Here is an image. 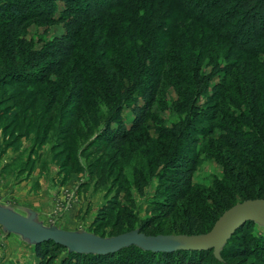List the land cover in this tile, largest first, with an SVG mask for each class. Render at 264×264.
I'll list each match as a JSON object with an SVG mask.
<instances>
[{"label":"trees","instance_id":"obj_1","mask_svg":"<svg viewBox=\"0 0 264 264\" xmlns=\"http://www.w3.org/2000/svg\"><path fill=\"white\" fill-rule=\"evenodd\" d=\"M58 1L64 2L62 10H58ZM34 20L62 22L65 32L40 49L30 48L25 55L19 54L5 75L22 84L42 83L51 74L61 73L72 65V89L67 98L81 102L95 90L108 106V113L98 119V125L86 121L88 126L86 123L80 126L83 135L88 127L91 130L95 126L91 134L95 133L97 140L88 145L99 141L116 149L115 156L125 151L129 141L147 126L162 85L170 81L182 94V110L187 115L170 128H160L159 138L168 143L175 140L165 144L168 152L158 163L163 171H174L177 175L173 183L182 188L177 199L185 200L193 193L192 178L198 163L195 146L199 140L191 137L206 131L213 134L209 126H197L202 122H211L222 131L218 148H227L231 168H226L222 182L213 186L209 222L215 225L220 215L234 206L239 195L243 200L252 198L247 196L245 182L257 184L259 174L264 173L259 170L264 167V147L259 145L258 133L264 131V111L260 106L263 82L257 67L259 57L264 55V0H6L0 5V33L4 25L22 31L25 24ZM219 46L225 47L228 67L222 68L221 62L215 61L213 73H202L206 56ZM221 71L226 78L214 86L207 106L200 110L197 104L200 94L207 92L211 76ZM234 71L246 83L241 97L250 110L243 115L237 112L241 106L233 98L236 95L233 85L225 92L230 82L228 76ZM231 103L238 107L232 109ZM125 105L132 111L129 124L121 116ZM187 144L191 154L183 149ZM217 152L211 151L212 156ZM235 161L245 166L251 164L256 179L243 171L235 174V166L231 167ZM257 197L264 198V184L259 186ZM207 221L190 212L183 233H206L212 228H206ZM249 222L236 229L231 241L243 237L242 229ZM147 230L141 227V232ZM246 238L247 251H256L255 256L264 261V238L252 234ZM233 243L223 250L224 257L246 252L244 247ZM211 250L167 252L131 244L109 253L68 252L54 240L35 246L40 264H55L57 259L56 264H204Z\"/></svg>","mask_w":264,"mask_h":264},{"label":"rangeland","instance_id":"obj_2","mask_svg":"<svg viewBox=\"0 0 264 264\" xmlns=\"http://www.w3.org/2000/svg\"><path fill=\"white\" fill-rule=\"evenodd\" d=\"M5 1L0 0V5ZM63 6L64 2L58 1V10H62ZM25 26L24 30L18 31L15 26L4 25L0 33V207L44 228L99 239H112L132 231L141 232L142 226L148 229L142 233L152 236H197L210 232L214 227L209 222L214 203L210 197L215 191L213 186L217 181L222 182L226 168L231 170L227 148H218L222 131L214 128L211 122L197 124L198 127L209 126L213 134L206 131V134L191 137V140H199L196 143L198 146H195L198 163L192 178L193 193L185 200L177 199L178 190L182 189L173 183L177 175L174 171H163L158 162L168 152L164 148L168 141L159 138L160 128H170L187 115V111L182 110L183 97L179 89L170 81L162 85L159 101L153 107L147 126L117 156L116 149L99 141L88 145L95 139V133L91 132L98 125V119L108 113V106L95 90L81 102H77L76 98H67L72 89V65L61 73L51 74L42 83L22 84L6 77L5 70L13 66L19 54L25 55L30 48L40 49L65 32L62 22L34 20ZM224 48L219 46L206 56L202 73L210 75L215 61H220L222 68L228 67ZM262 62L264 55L257 63L258 76L263 82L260 106L264 111ZM225 78L226 74L222 71L211 76L207 92L200 94L197 101L200 110L207 106L214 86ZM228 80L225 92L232 84L236 94L233 98L241 106L237 112L242 115L249 112L247 101L241 97L246 86L243 78L235 72L228 76ZM235 104L231 103L232 109L238 107ZM121 116L127 124L131 122L129 105L124 106ZM86 121L96 124L91 130L88 127L83 135L79 128ZM258 133L259 145L264 147V131L261 133L258 130ZM188 144L183 149L191 154ZM210 150L214 153L218 151V155L213 157ZM235 162L231 165L235 166V174L243 171L255 178L250 170L251 164L245 166ZM259 168L264 172V167ZM259 177L261 179L257 184L245 182L247 196L252 198L243 200L239 195L234 206L248 200L264 199L257 197L259 186L264 184V173ZM140 187L143 189L140 190ZM190 212L208 220L206 228H212L206 233L184 234ZM249 221L242 229L243 237L231 241L230 236L224 244L209 252L204 264H264L255 256L256 251H247V243H244L250 234L264 238V223L259 218ZM232 242L240 248L244 247L246 252L232 258L224 257L223 250ZM35 246V240L30 236L0 224V264H40ZM229 249L234 250L232 246ZM66 250L71 252L73 249L66 247ZM58 262L57 259L55 264Z\"/></svg>","mask_w":264,"mask_h":264},{"label":"water","instance_id":"obj_3","mask_svg":"<svg viewBox=\"0 0 264 264\" xmlns=\"http://www.w3.org/2000/svg\"><path fill=\"white\" fill-rule=\"evenodd\" d=\"M254 218H259L264 223V199L248 200L231 207L217 220L210 232L202 235L152 236L140 231H132L112 239H99L44 228L30 219L10 213L0 207V224L30 236L35 243L54 240L78 252L95 253L114 252L131 244L155 251L217 249L237 228Z\"/></svg>","mask_w":264,"mask_h":264}]
</instances>
